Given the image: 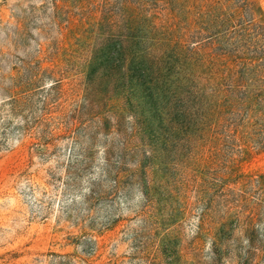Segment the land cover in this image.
<instances>
[{
    "label": "rangeland",
    "instance_id": "rangeland-1",
    "mask_svg": "<svg viewBox=\"0 0 264 264\" xmlns=\"http://www.w3.org/2000/svg\"><path fill=\"white\" fill-rule=\"evenodd\" d=\"M241 1L0 0V264H239L247 237L264 264V0Z\"/></svg>",
    "mask_w": 264,
    "mask_h": 264
},
{
    "label": "trees",
    "instance_id": "trees-1",
    "mask_svg": "<svg viewBox=\"0 0 264 264\" xmlns=\"http://www.w3.org/2000/svg\"><path fill=\"white\" fill-rule=\"evenodd\" d=\"M239 10H242L243 12H248V15L251 11V1L250 0H242L241 5H239ZM235 207H238V212L244 211L245 209L248 211L245 218L251 222L253 218L257 219L259 217V211L256 206H250L249 208H244L243 205L235 204ZM247 249L244 251L245 254L242 256L239 260V264H246V260L252 259L254 257L256 250L258 249V246H256L254 240L250 237H247ZM213 245V253L217 254L218 251V244L212 243Z\"/></svg>",
    "mask_w": 264,
    "mask_h": 264
}]
</instances>
